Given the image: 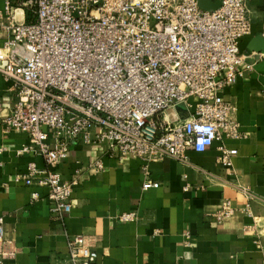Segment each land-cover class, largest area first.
<instances>
[{
    "label": "built area",
    "instance_id": "1",
    "mask_svg": "<svg viewBox=\"0 0 264 264\" xmlns=\"http://www.w3.org/2000/svg\"><path fill=\"white\" fill-rule=\"evenodd\" d=\"M248 1L221 0L206 10L198 0H28L32 21L18 20L7 2L0 9V73L12 83L15 101L3 124L28 133L19 153L45 162L43 168L29 162L15 181L47 188L49 211L63 220L78 180H64L58 167L77 142H105L109 156L147 164L188 162L187 150L203 152L220 141L218 162L233 168L237 149L223 140L242 135L222 90L255 63H245L240 49L252 27ZM178 105L189 110L187 118ZM89 170L104 171L103 160L94 159ZM159 186L150 178L142 185ZM234 211L225 201L214 216L221 222ZM136 216L125 212L120 219ZM68 249L62 264H93L98 257L82 235ZM16 254L1 216L0 264Z\"/></svg>",
    "mask_w": 264,
    "mask_h": 264
},
{
    "label": "crops",
    "instance_id": "2",
    "mask_svg": "<svg viewBox=\"0 0 264 264\" xmlns=\"http://www.w3.org/2000/svg\"><path fill=\"white\" fill-rule=\"evenodd\" d=\"M26 1L0 0V9L9 2L18 20L32 21ZM248 7L252 27L240 49L245 63H255L222 90L242 135L223 140L237 149L233 168L218 162L220 141L203 152L187 150L188 162L147 164L135 156H109L105 142H77L58 167L64 180H78L63 220L50 213L47 188L15 181L29 162L40 168L45 162L33 152H18L29 144L28 133L5 129L15 92L0 73V217L17 249L4 264H62L69 259L68 241L80 235L98 252L93 264H264V56L258 58L264 52V0H249ZM4 38L0 32V48ZM98 158L104 171L95 174L89 165ZM147 178L160 186L144 190ZM225 201L235 211L217 222L215 212ZM125 212L137 216L123 221Z\"/></svg>",
    "mask_w": 264,
    "mask_h": 264
},
{
    "label": "water",
    "instance_id": "3",
    "mask_svg": "<svg viewBox=\"0 0 264 264\" xmlns=\"http://www.w3.org/2000/svg\"><path fill=\"white\" fill-rule=\"evenodd\" d=\"M198 1H199L200 6L203 9H207V10H215V9L219 8L220 7V4H221V1L220 0H216V2L213 1L211 3L212 4L211 6L206 5L204 3L205 0H198ZM176 109H177V111H178L179 116H180L181 119H185V118H187L189 116V110L187 108H185L183 105H178L176 107ZM170 112L172 113V111H170Z\"/></svg>",
    "mask_w": 264,
    "mask_h": 264
},
{
    "label": "bare ground",
    "instance_id": "4",
    "mask_svg": "<svg viewBox=\"0 0 264 264\" xmlns=\"http://www.w3.org/2000/svg\"><path fill=\"white\" fill-rule=\"evenodd\" d=\"M169 115H172V113L169 111V113H168Z\"/></svg>",
    "mask_w": 264,
    "mask_h": 264
}]
</instances>
